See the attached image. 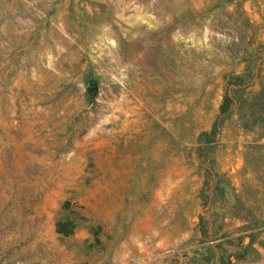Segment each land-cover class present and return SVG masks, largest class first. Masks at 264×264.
Returning a JSON list of instances; mask_svg holds the SVG:
<instances>
[{
  "label": "rangeland",
  "instance_id": "obj_1",
  "mask_svg": "<svg viewBox=\"0 0 264 264\" xmlns=\"http://www.w3.org/2000/svg\"><path fill=\"white\" fill-rule=\"evenodd\" d=\"M248 44L264 0H0V264H264V137L204 141Z\"/></svg>",
  "mask_w": 264,
  "mask_h": 264
},
{
  "label": "trees",
  "instance_id": "obj_2",
  "mask_svg": "<svg viewBox=\"0 0 264 264\" xmlns=\"http://www.w3.org/2000/svg\"><path fill=\"white\" fill-rule=\"evenodd\" d=\"M262 54L260 45L243 46L240 58L242 70L223 74L222 98L211 129L204 133L206 143H210L214 136L220 133L224 121L232 117H236L244 133L255 136L252 142L264 137V58ZM58 231L68 233L65 231L64 224L59 225ZM250 235L252 238L253 235ZM215 246L221 247L220 251H223L220 259L222 264H237L231 260V254L226 252L222 243H217ZM211 255L213 256L212 252ZM235 255L239 259L244 256V252L241 250Z\"/></svg>",
  "mask_w": 264,
  "mask_h": 264
},
{
  "label": "water",
  "instance_id": "obj_3",
  "mask_svg": "<svg viewBox=\"0 0 264 264\" xmlns=\"http://www.w3.org/2000/svg\"><path fill=\"white\" fill-rule=\"evenodd\" d=\"M90 84H91V85H94V84H95V81H94V80H91V81H90Z\"/></svg>",
  "mask_w": 264,
  "mask_h": 264
}]
</instances>
